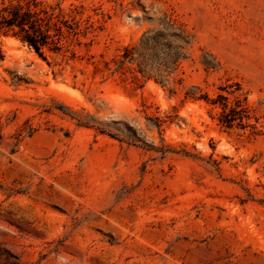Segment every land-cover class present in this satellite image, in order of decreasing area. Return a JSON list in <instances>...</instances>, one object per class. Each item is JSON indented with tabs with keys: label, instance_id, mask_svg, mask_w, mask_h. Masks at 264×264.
<instances>
[{
	"label": "rangeland",
	"instance_id": "1",
	"mask_svg": "<svg viewBox=\"0 0 264 264\" xmlns=\"http://www.w3.org/2000/svg\"><path fill=\"white\" fill-rule=\"evenodd\" d=\"M70 1L111 14L88 54L167 17L188 57L136 82L2 36L0 264H264V0Z\"/></svg>",
	"mask_w": 264,
	"mask_h": 264
},
{
	"label": "trees",
	"instance_id": "2",
	"mask_svg": "<svg viewBox=\"0 0 264 264\" xmlns=\"http://www.w3.org/2000/svg\"><path fill=\"white\" fill-rule=\"evenodd\" d=\"M110 17L102 6L83 1L0 0V40L13 36L45 59L49 53L65 60L87 58L94 65V75L118 74L136 82L154 79L163 85L170 82L188 57L190 38L182 26L165 17L109 58L104 53L99 57L88 54ZM83 47L85 54L80 52ZM0 58H4L1 46Z\"/></svg>",
	"mask_w": 264,
	"mask_h": 264
}]
</instances>
